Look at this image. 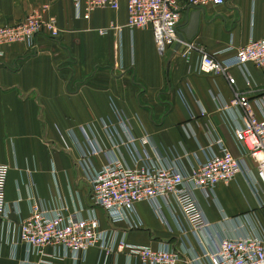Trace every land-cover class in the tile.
<instances>
[{
	"label": "crops",
	"instance_id": "obj_1",
	"mask_svg": "<svg viewBox=\"0 0 264 264\" xmlns=\"http://www.w3.org/2000/svg\"><path fill=\"white\" fill-rule=\"evenodd\" d=\"M185 8L179 24L186 21ZM192 44L218 60L228 59L249 40L264 38V0H224L220 8L199 9ZM30 12L43 20L52 18L58 31L55 38L39 35L32 50L21 44L2 49L0 56V164L8 167L4 200L21 219L28 216V198L35 199L46 212L64 207L66 214L85 218L90 210L107 228L103 212L87 202L89 186L75 168L76 151L67 133L80 140L78 127L92 124L99 142L108 148L97 123L111 118L109 103L125 113L132 135L148 138L146 152L152 161L163 159L186 171L194 155L199 159L215 137L233 155L238 154L230 129L240 123L234 109H225L231 91L247 98L264 92V69L246 66L250 87L242 73L230 68L234 86L220 75L197 74L198 57L184 61L173 46L159 54L149 29L129 31L125 25V0L113 11L101 9L88 20L73 16L70 0H0V25H11ZM112 29H106L108 25ZM117 31H116V29ZM106 29L104 35L98 30ZM127 165L129 158L119 146ZM101 164V157L93 159ZM248 177L238 174L227 185H217L212 201L197 196L207 223L197 245L188 238L190 249L177 247L178 264H204L195 253L214 249L219 239L251 236L264 240V193L252 190ZM230 190L236 204L223 191ZM162 224L145 202L134 205L139 229L125 232L130 245L174 246L178 233L167 209ZM10 220H16L14 213ZM124 230L122 224L113 227ZM18 247L15 257L0 243V264H34L24 259ZM201 260V259H200ZM55 264H72L65 260ZM77 264H137L124 252L104 256L89 249Z\"/></svg>",
	"mask_w": 264,
	"mask_h": 264
},
{
	"label": "built area",
	"instance_id": "obj_2",
	"mask_svg": "<svg viewBox=\"0 0 264 264\" xmlns=\"http://www.w3.org/2000/svg\"><path fill=\"white\" fill-rule=\"evenodd\" d=\"M70 3L73 16L82 20H88L95 11L118 8V0H70ZM223 4L224 0H125L124 26L129 31L149 29L156 51L163 54L177 41V27L185 8L200 9L207 5L220 8ZM108 28L113 27L109 24ZM106 29L98 33L104 35ZM57 33L52 18L43 20L37 12H30L11 25H0V56L4 47L21 44L32 50L37 36L55 38ZM193 53L198 57L197 74L220 75L231 90L234 79L228 72L230 68L242 73L246 88L250 87L246 66L264 69V38L247 41L224 60L196 48L191 41L180 44L178 55L184 61ZM108 107L111 118L97 121L108 148L99 142L92 124L78 127L80 140L71 132L66 134L76 151L74 166L89 186L87 202L91 208L103 212L107 228L99 229L94 210L85 218L79 213L66 214L64 207L46 212L31 197L28 198V216L21 219L18 211L13 212L5 203L8 167L0 164V243L8 246L11 258L21 247L24 259L34 257V264L65 260L77 264L84 261L89 249L96 248L104 256L124 252L137 264H178L180 253L176 248L190 249L189 237L199 245L197 235L207 227L197 196L212 201L217 185H227L238 174L248 177L251 173L253 178L248 181L252 190L256 193L259 187L264 193V92L249 99L231 91L225 109H234L239 115L240 123L230 129L238 154L233 155L214 137L200 159L194 155L186 171L163 159L152 161L145 150L148 138H135L125 113L111 102ZM119 146L130 165L122 159ZM95 157H101L98 166L94 164ZM138 202H145L162 224L166 221L161 209H167L179 235L174 246L126 243L125 232L141 227L134 211ZM11 213L16 215V220H10ZM118 224H122L124 230L113 228ZM195 260L200 263L205 260L204 264H264V240L251 236L222 238L214 249L203 250L198 256L195 253Z\"/></svg>",
	"mask_w": 264,
	"mask_h": 264
},
{
	"label": "water",
	"instance_id": "obj_3",
	"mask_svg": "<svg viewBox=\"0 0 264 264\" xmlns=\"http://www.w3.org/2000/svg\"><path fill=\"white\" fill-rule=\"evenodd\" d=\"M199 12L200 10L197 8L187 11V17L185 18L186 22L183 25H179L177 27V41L173 46V53L179 49L182 42L191 41V39L194 37L198 25Z\"/></svg>",
	"mask_w": 264,
	"mask_h": 264
},
{
	"label": "rangeland",
	"instance_id": "obj_4",
	"mask_svg": "<svg viewBox=\"0 0 264 264\" xmlns=\"http://www.w3.org/2000/svg\"><path fill=\"white\" fill-rule=\"evenodd\" d=\"M223 194L227 196L230 204L234 205L236 204V199L234 198L233 194L230 192V190L223 191Z\"/></svg>",
	"mask_w": 264,
	"mask_h": 264
}]
</instances>
